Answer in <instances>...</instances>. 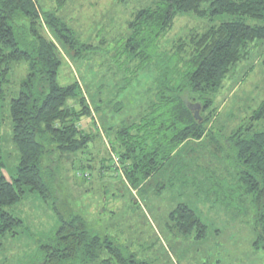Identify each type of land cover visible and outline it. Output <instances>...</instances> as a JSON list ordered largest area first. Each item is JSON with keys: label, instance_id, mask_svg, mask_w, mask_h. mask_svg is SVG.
<instances>
[{"label": "rangeland", "instance_id": "374dc122", "mask_svg": "<svg viewBox=\"0 0 264 264\" xmlns=\"http://www.w3.org/2000/svg\"><path fill=\"white\" fill-rule=\"evenodd\" d=\"M36 1L45 17L54 16L81 44L92 46L81 53L80 47L64 43L43 18L37 25L58 47L59 83L78 80L88 97L94 121L83 123L95 138L83 153L85 167L81 159L73 163L74 157L63 158L58 152L46 160L45 177L53 194L49 200L29 192L5 208L20 217L23 226L16 235L0 239V264H41L40 246L56 234L62 216L74 215L85 219L91 234L149 264H264V246H254L253 195L244 190L235 150L226 142L264 100V44H255L251 56L224 80L215 95L207 138L183 143L159 171L144 179L147 169L136 168L135 158H120L124 149L115 139L117 132L127 128L134 133V124H140L155 97L159 71L171 70L178 46L183 44L188 53L181 54L187 60L193 50L191 37L197 40L215 25L236 18L178 13L163 35L149 38V59L144 61L127 55L130 24L141 8L157 0ZM27 25L21 33L31 40ZM27 73L26 68L12 73L1 104L0 148L9 178L19 164L11 100ZM183 204L207 226L205 233L198 227L183 230L181 218L172 215ZM104 245L97 264L109 256Z\"/></svg>", "mask_w": 264, "mask_h": 264}, {"label": "trees", "instance_id": "16d2710c", "mask_svg": "<svg viewBox=\"0 0 264 264\" xmlns=\"http://www.w3.org/2000/svg\"><path fill=\"white\" fill-rule=\"evenodd\" d=\"M190 12L213 17L226 14L236 19L215 25L197 40L191 37L193 50L187 60L181 54L185 51L183 44L178 46L171 70L163 67L159 71L155 97L140 124H134V133L127 128L117 132L115 139L124 149L119 148L120 158H135L136 168L147 169L144 179L159 171L183 143L207 138L216 111L215 95L224 80L238 63L251 56L255 44H264V0H157L141 8L131 22L128 57L148 61L149 38L163 35L178 13ZM41 18L64 43L80 47L81 53L92 49L89 44H81L57 18L45 17L36 0H0V146L1 104L11 85L10 77L18 68L28 69L17 85V96L11 100L13 141L19 151L17 172L11 178L3 172L0 148V239L16 235L23 226L22 219L6 211V207L29 192L39 193L45 201L53 196L45 177V167L49 166L46 160L58 152L63 158L74 157L73 163L81 159L85 167L83 153L95 138L83 123L94 121L93 107L78 80L68 85L59 83L62 60L55 42L37 29ZM27 22L31 40L21 33L28 28ZM199 108L202 112L196 117ZM226 142L235 150L233 156L241 167L244 190L253 195L254 246L259 249L264 246V100L249 122L226 137ZM172 215L181 218L179 224L184 231L198 227L206 232L207 226L185 204ZM104 244L109 256L100 264H149L91 234L80 215L61 217L56 234L40 246L41 264H97Z\"/></svg>", "mask_w": 264, "mask_h": 264}, {"label": "water", "instance_id": "95a60500", "mask_svg": "<svg viewBox=\"0 0 264 264\" xmlns=\"http://www.w3.org/2000/svg\"><path fill=\"white\" fill-rule=\"evenodd\" d=\"M198 107H200V106H198ZM195 116L196 117L199 116V111L198 110L195 111Z\"/></svg>", "mask_w": 264, "mask_h": 264}]
</instances>
